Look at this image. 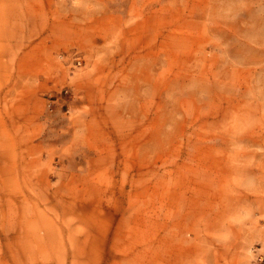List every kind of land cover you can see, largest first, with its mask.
I'll use <instances>...</instances> for the list:
<instances>
[{
	"label": "rangeland",
	"instance_id": "rangeland-1",
	"mask_svg": "<svg viewBox=\"0 0 264 264\" xmlns=\"http://www.w3.org/2000/svg\"><path fill=\"white\" fill-rule=\"evenodd\" d=\"M104 2L103 45L26 90L23 135L0 140L24 184L1 172L0 264L193 241L247 243L256 264L264 0Z\"/></svg>",
	"mask_w": 264,
	"mask_h": 264
},
{
	"label": "crops",
	"instance_id": "crops-1",
	"mask_svg": "<svg viewBox=\"0 0 264 264\" xmlns=\"http://www.w3.org/2000/svg\"><path fill=\"white\" fill-rule=\"evenodd\" d=\"M84 1L79 7L73 0H0V140L23 135L29 112L25 91L50 87L56 75L63 74L64 63L93 44L103 45L102 27L111 19L119 20V6L104 0ZM14 151L0 152V177L1 172H9L14 184L23 186L19 154ZM247 248V243L217 246L200 241L180 242L175 250L160 253L150 245L100 248L88 249L77 259L67 252L51 257L48 264H254Z\"/></svg>",
	"mask_w": 264,
	"mask_h": 264
},
{
	"label": "built area",
	"instance_id": "built-area-1",
	"mask_svg": "<svg viewBox=\"0 0 264 264\" xmlns=\"http://www.w3.org/2000/svg\"><path fill=\"white\" fill-rule=\"evenodd\" d=\"M256 264H264V249L257 248L253 251Z\"/></svg>",
	"mask_w": 264,
	"mask_h": 264
}]
</instances>
